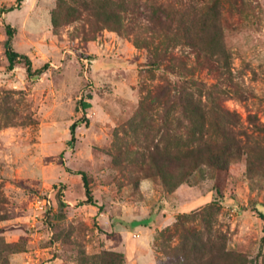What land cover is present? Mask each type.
I'll list each match as a JSON object with an SVG mask.
<instances>
[{"label":"rangeland","instance_id":"obj_1","mask_svg":"<svg viewBox=\"0 0 264 264\" xmlns=\"http://www.w3.org/2000/svg\"><path fill=\"white\" fill-rule=\"evenodd\" d=\"M56 2L0 0V264H200L209 255L217 264H264V135L248 123L264 125V0L221 1L240 96L216 72L180 69L179 59L192 64L187 48L153 64V53L91 26L84 11L54 28ZM8 38L33 68H48L31 78L22 64L9 70ZM187 78L214 85L248 136H239L238 162L170 192L147 154L173 152L187 137L178 100ZM81 173L90 205L81 204Z\"/></svg>","mask_w":264,"mask_h":264},{"label":"trees","instance_id":"obj_2","mask_svg":"<svg viewBox=\"0 0 264 264\" xmlns=\"http://www.w3.org/2000/svg\"><path fill=\"white\" fill-rule=\"evenodd\" d=\"M221 1L57 0L51 20L55 28L59 21H74L84 11L91 18V26L97 29L107 28L119 36H127L137 49L153 53V64H158L160 56H165L172 49L183 54L187 48L193 54L192 64L179 59L177 66L180 69L194 72L195 66H198L216 72L218 76L229 79L233 94L240 96L241 90L231 77L229 55L222 39L226 23L222 15ZM237 1L233 0V3ZM7 32L10 37L12 33L9 27ZM4 44L9 70L22 64L26 76L31 78L42 74L48 68L47 63L33 68L27 55L12 48L9 38ZM214 87L212 85L206 88L202 81L194 78L184 80L178 87V100L190 121L188 135L185 139L176 138L178 147L173 152L155 148L147 154L154 173L170 192L183 183H194L195 174L227 168L238 162L243 154L244 147L241 146L239 136L248 135L241 128L238 114L216 101L218 97L213 93ZM217 92L225 93V90ZM81 104L83 107V103ZM78 122L74 121L69 127L72 139ZM248 123L255 131L264 135V125H257L252 117H248ZM255 150V147L246 149L247 169L253 173L258 172L254 167ZM81 177L85 189V198L81 200V204L90 205L92 197L87 177L84 173H81ZM62 193L63 188L60 187L59 194ZM147 223L146 219L132 222L133 225ZM199 242L197 239L195 243ZM197 245L195 244V248H198ZM112 255L117 259L118 254ZM200 264L217 263L209 255Z\"/></svg>","mask_w":264,"mask_h":264},{"label":"built area","instance_id":"obj_3","mask_svg":"<svg viewBox=\"0 0 264 264\" xmlns=\"http://www.w3.org/2000/svg\"><path fill=\"white\" fill-rule=\"evenodd\" d=\"M43 204H44V205H45V204L47 205V204H48V201H46V202H45V201H43ZM41 208H42V206H41Z\"/></svg>","mask_w":264,"mask_h":264}]
</instances>
